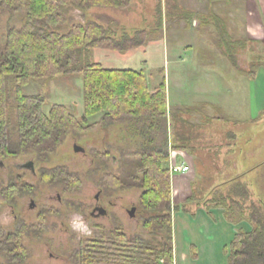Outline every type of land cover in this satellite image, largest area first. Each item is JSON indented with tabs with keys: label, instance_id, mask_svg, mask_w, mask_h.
<instances>
[{
	"label": "rangeland",
	"instance_id": "rangeland-1",
	"mask_svg": "<svg viewBox=\"0 0 264 264\" xmlns=\"http://www.w3.org/2000/svg\"><path fill=\"white\" fill-rule=\"evenodd\" d=\"M156 1L158 2L147 0L146 4H141L139 0H133L131 6L124 10H105L111 17L109 19L118 23L114 28L118 35L123 30L133 32L135 29L153 28ZM238 3L243 12L244 0H238ZM183 7L188 9L185 5L182 9ZM69 11L68 24L80 21L76 12ZM24 13L23 8L12 13L0 12V46L9 27L19 28L23 24ZM173 14L174 17L170 14L167 21L163 20L161 33L167 41L165 46L170 50L177 46L182 57L186 52L188 56L191 54L194 59L190 61L199 66L216 62L218 65L214 71L209 69L213 72L207 73L210 76L203 74L208 70L203 69L205 67L197 69L177 60L178 58L175 61L170 58L172 56L168 58L162 43L147 45L145 54L135 51L129 56H122L110 50L92 49L87 55L83 52L84 56H81L82 61H98L110 68L143 69L151 91L164 75L170 112L166 120V133H156L155 127L145 130L148 128L146 123H143L142 128V124L137 125L134 121L101 124L102 113L99 112L87 118L89 128L78 133L68 132L54 150L40 159L35 150H29L16 157L0 158V188L16 180L17 183L27 185H21V189L12 199L0 198V238L15 231L22 233L21 241L28 252L23 264H70L73 250L82 240L97 232V225L107 229L121 225L129 236L139 234L145 239H150L151 236L142 226V218L147 213L141 210L139 203L141 188L125 184L123 187H112L104 180V175L114 172L120 177L123 176V156L135 153L150 140L152 143L156 140L161 142L163 137H166L170 142L169 119L173 121V143L179 146L176 150L185 148L202 157L204 161V168L198 166L192 182L193 196H205L208 193L207 195L213 198L204 208H220L228 219L229 211L232 210L228 207L230 202L232 203L231 199H237L244 203L242 207L247 209L244 211L246 215L250 202L261 206L260 210L264 215V36L259 40H249L243 28L227 29L230 30L232 38L244 42L241 46L233 45L231 49L237 59V67L252 72L253 75L249 77L232 68V64L224 56H219L220 53L211 52L209 46L218 39L223 28L219 21L214 19L215 29H208L212 36L201 35L198 32L192 33V30L185 31L181 27L183 22L180 20V13L175 11ZM104 25H108L106 21ZM198 31L202 30L198 28ZM203 39H206L208 44L212 41V44L208 46ZM187 42H195L192 51L186 50ZM168 60L169 63L166 62ZM161 67H165L164 74L159 71ZM82 86V74H58L52 78L30 80L23 87V93L43 94L45 114L49 113L53 104L58 103L66 106L69 113L80 119L84 114ZM201 99L213 100L223 111L211 106L206 107L207 105L198 106L194 112H185V107L181 106L176 108L177 104L190 103L191 106H197ZM13 101L14 95L11 94L8 103L13 105ZM9 112L13 124L15 113L13 110ZM141 130H145V133L142 134ZM201 132L202 137H196ZM192 136L196 138L193 139ZM74 144L81 146L84 151L75 152ZM209 159L214 165L209 163ZM29 160L33 163L34 174L18 166ZM166 165L168 166V163ZM60 171L62 175L57 177ZM43 173L46 174L44 177ZM65 173H74L80 182L72 186L65 178L68 177L64 176ZM169 174L171 183L172 175L170 172ZM238 183H242L248 190L247 197H243V188L237 186ZM169 191L172 203L171 184ZM209 191L212 192L209 194ZM96 194H99L98 199H95ZM30 202L33 203L32 206ZM96 206L103 207L105 214L92 212ZM132 207H135L134 215L130 216L128 211ZM175 210L176 208H172V212ZM76 214L82 216L88 224L91 235H83L72 229L70 221ZM230 217H237V213L232 212ZM242 222L246 223L245 226L241 222L237 224L243 229H248L249 223ZM0 264H5V259L1 256Z\"/></svg>",
	"mask_w": 264,
	"mask_h": 264
},
{
	"label": "trees",
	"instance_id": "trees-1",
	"mask_svg": "<svg viewBox=\"0 0 264 264\" xmlns=\"http://www.w3.org/2000/svg\"><path fill=\"white\" fill-rule=\"evenodd\" d=\"M130 2L0 0V12L12 13L19 8L25 11L23 24L19 28L9 27L0 46V158L16 157L35 150L40 159L54 150L68 132L78 133L89 128L87 118L99 112L102 113L101 124L134 121L137 125L142 124V128L143 123H146L148 128L145 130L155 127L156 133H166L169 112L164 75L151 91L143 69L110 68L98 61L81 60V56L84 53L87 55L92 49L110 50L122 56L144 49L150 41L158 38L163 28L160 6L156 11L155 25L151 29H135L133 32L123 30L117 35L114 28L118 23L114 19H109L107 26L92 19L68 24L67 11L71 8L86 14L93 7L124 9ZM178 12L182 18L180 20L187 23L192 21L190 18L193 15L190 12ZM216 20L223 28L213 44L240 74L252 76V72L237 67V59L232 54L233 45L241 46L244 42L232 38L225 21ZM212 24L214 27L215 21ZM62 27H65L64 30ZM204 28V25L200 27L201 30ZM159 71L164 74L163 69ZM70 73L82 74L84 114L80 119L69 113L66 106L58 103L53 104L49 113L45 114L43 94L23 93V87L30 80ZM11 94L14 95L13 105L8 103ZM198 106L205 104L181 107H185V112H194ZM9 110L15 113L13 124ZM145 130H141V133L144 134ZM170 148L178 149L179 146L172 145L166 137L161 142L156 140L152 143L150 140L135 153L123 156V176L114 172L104 175V180L112 187H123L125 184L141 188L139 203L141 210L147 213L142 218V226L151 238L145 239L139 234L129 236L121 225L109 229L97 225V232L82 240L73 250L70 264H174L170 221L175 206L169 197L170 174L166 165ZM43 174L42 177L46 175ZM59 175H62V171L57 173V177ZM64 176H68L65 178L72 186L80 182L74 173H65ZM21 185L27 187L25 183H17V180L10 181L6 187L0 188V198L12 199ZM242 185L238 183L237 186L243 188V197H247L248 190ZM231 200L228 207L232 210L229 213L231 215L235 212L237 217L231 218L229 215L226 220L233 224L246 221L249 228L244 230L239 227L235 231L225 249L227 264H264V215L261 206L250 202L246 215V208L242 207L244 203L237 199ZM21 235V232L15 231L0 238V256L5 259V264H23L26 260L28 252L22 244Z\"/></svg>",
	"mask_w": 264,
	"mask_h": 264
},
{
	"label": "crops",
	"instance_id": "crops-1",
	"mask_svg": "<svg viewBox=\"0 0 264 264\" xmlns=\"http://www.w3.org/2000/svg\"><path fill=\"white\" fill-rule=\"evenodd\" d=\"M132 1L133 0H131L130 5L127 8L131 6ZM224 1L225 0H186L185 2L183 0H158V2L156 1L155 3V18H153V20H156V11L160 6L159 8H161L163 13L162 21H167L166 19L170 18V14L174 17L175 15L173 14V12L175 11L178 12L179 10H184L190 12L193 15L191 18L192 21L190 23L185 22V20H181L183 22V24H181V27H183L185 31L192 30V33L198 32L201 35H210V31L208 29L210 27H213V19L218 18L219 20L225 21L227 28H230V30L236 27L243 28V30H245L246 37L249 40H259L264 36V0H244V4H242L244 8L243 12L240 3H238V0H226V2ZM139 2L141 4H146L147 0H139ZM189 4L192 6H189ZM183 5H185V7H188V9L184 7L182 9ZM105 9L108 10L109 7H93L87 10L88 12H86V14L77 9H70L69 12H76V14H78V16L80 17V21L77 22H84V20L87 18L98 21L99 23H102L104 25V22L106 21L107 23L110 17L106 14ZM202 25H204L205 30L199 32L198 28H200ZM160 33L157 39L150 41L147 45H160L162 43V45L164 46V50L166 49V56H168V58L172 56L170 58H173V61L178 58L177 60H182L184 61V63L189 64L190 66L197 69L205 67L203 69L208 70L203 73L204 75H208V72H213V69H215L218 65L216 62H214L211 64H206V66L204 64H201L200 67L198 64L190 61L194 59V57H191V54H189L188 56L186 52L182 57L177 46L175 48L172 47L171 50L167 46H165L167 44V41H165L164 34L161 33L160 35ZM203 41L208 46L212 44V41L210 42V44H208L209 42H207L206 39H203ZM147 45L144 46V49L135 51H141L143 54H145L147 53ZM185 45H187V51H192L193 47L196 44L195 42H187L185 43ZM209 48L213 54L220 53L219 56H222L223 58V54L216 45L212 44L211 47L209 46ZM135 51H133L132 53H134ZM224 58L226 57L224 56ZM166 62L169 63V60ZM161 69H163L164 71L165 67H161L159 70ZM209 69L213 71H210ZM201 103L207 105L206 107L211 106L214 108H219L223 111L222 107L218 106V104L213 100L201 99L198 104ZM177 105L191 106L192 104L189 103ZM169 120L168 124L170 127V142L172 145L176 146V144L173 143V136L175 135L173 121L171 122ZM201 135L202 132L199 133V135L197 134L196 137H202ZM196 137L192 136L193 139ZM174 159L178 163L187 164L190 168L187 172L177 173L171 176L170 184L172 190V204L176 208V210L171 214L170 221L172 224L171 235L173 241L172 247L174 264H227V255L225 249L232 240L237 228L240 227L239 224H233L226 220L225 216L220 211V208L212 206L204 208L206 204H209L208 201L213 200L211 196L207 195L208 193L205 194V196H193L194 191L192 182L196 176V169H198L199 165H201L202 168H204L205 166L202 157L184 148V150L180 151L175 149ZM197 163L199 164L197 165ZM209 163L212 164V160L209 159ZM233 164L236 165L234 162ZM210 192L212 191H209V194ZM241 224L245 226L244 224L246 223L241 222Z\"/></svg>",
	"mask_w": 264,
	"mask_h": 264
},
{
	"label": "built area",
	"instance_id": "built-area-1",
	"mask_svg": "<svg viewBox=\"0 0 264 264\" xmlns=\"http://www.w3.org/2000/svg\"><path fill=\"white\" fill-rule=\"evenodd\" d=\"M175 149L170 148L169 149V160H168V172L171 173V175L177 174V173H184L187 172L190 168L187 164L184 163H178L175 161Z\"/></svg>",
	"mask_w": 264,
	"mask_h": 264
},
{
	"label": "clouds",
	"instance_id": "clouds-1",
	"mask_svg": "<svg viewBox=\"0 0 264 264\" xmlns=\"http://www.w3.org/2000/svg\"><path fill=\"white\" fill-rule=\"evenodd\" d=\"M70 224L74 231L79 232L83 235H91V230L88 224L79 214H76L72 217Z\"/></svg>",
	"mask_w": 264,
	"mask_h": 264
},
{
	"label": "water",
	"instance_id": "water-1",
	"mask_svg": "<svg viewBox=\"0 0 264 264\" xmlns=\"http://www.w3.org/2000/svg\"><path fill=\"white\" fill-rule=\"evenodd\" d=\"M74 151L75 152H82V151H84L83 150V148L81 147V146H79V145H75L74 144ZM33 163H32V161H29L28 162V164H26V166H23V167H26V168H30L31 169V171H33V165H32ZM133 210H135V207H132L129 211H128V214L130 215V216H133L134 215V211ZM105 210L103 209V208H98V213H100V214H105V212H104Z\"/></svg>",
	"mask_w": 264,
	"mask_h": 264
},
{
	"label": "flooded vegetation",
	"instance_id": "flooded-vegetation-1",
	"mask_svg": "<svg viewBox=\"0 0 264 264\" xmlns=\"http://www.w3.org/2000/svg\"><path fill=\"white\" fill-rule=\"evenodd\" d=\"M29 161H30V160H29ZM29 161H26V163L24 162V163H22V164H18V166H19V167H22V168H25V169H28L30 172H32V173L34 174V172L31 171L30 168L23 167V166H26V164H28ZM0 165H1V163H0ZM18 166H17V167H18ZM98 195H99V194H96V195H95V199H98ZM30 203H31V202H30ZM30 205L32 206L33 203H31ZM98 208H103V207H101V206H96V207H94V209H93L92 212H94V211L97 212V211H98ZM103 209H104V208H103ZM104 210H105V209H104ZM104 212H105V211H104Z\"/></svg>",
	"mask_w": 264,
	"mask_h": 264
}]
</instances>
